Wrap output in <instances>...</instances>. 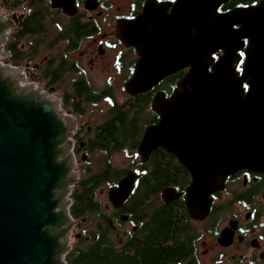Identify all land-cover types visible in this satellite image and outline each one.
<instances>
[{"label":"water","instance_id":"95a60500","mask_svg":"<svg viewBox=\"0 0 264 264\" xmlns=\"http://www.w3.org/2000/svg\"><path fill=\"white\" fill-rule=\"evenodd\" d=\"M226 1L177 0L169 16L167 5L149 3L116 34L139 56L125 83L131 96L190 67L169 97L154 96L151 109L159 120L146 128L138 153L146 161L161 148L191 174L184 194L194 219L208 213L212 194L229 176L242 169L264 172V28L254 26L260 42L251 44L239 78L232 67L235 12L216 11ZM10 28L0 13V56ZM221 49L224 56L209 71ZM258 62V68L251 67ZM23 83L20 69L0 63V264H63L74 227L69 195L77 183L75 123L57 97ZM133 182L128 173L109 191L114 206L128 197ZM171 192L175 198L183 195Z\"/></svg>","mask_w":264,"mask_h":264},{"label":"flooded vegetation","instance_id":"af4514ba","mask_svg":"<svg viewBox=\"0 0 264 264\" xmlns=\"http://www.w3.org/2000/svg\"><path fill=\"white\" fill-rule=\"evenodd\" d=\"M176 1L0 0V13L11 24L0 61L20 69L26 78L24 85L33 84L48 96L57 97L60 109L75 118L71 136L74 168L81 172H76L73 192H77L81 180L91 175L99 173L102 178L108 177L107 158L104 157L98 170H93L87 165L92 158L89 156L121 154L129 159L127 166L113 164L122 170L113 183L103 182L92 188L88 206H85L87 214L72 218L74 227L70 239L76 242L84 236L86 242L93 245L99 235L103 252L117 259V264L126 260L131 263L132 258L134 264H264V172L242 169L229 176L223 189L212 194L208 213L194 219L187 210L184 194L191 174L161 148L155 149L146 161H142L138 153L146 128L159 120L151 109L154 96L161 92L169 97L190 67L167 76L148 92L131 96L125 83L132 77L139 56L134 47H125L117 38V29L140 16L149 3L167 5L169 16ZM216 11L218 15L235 12L230 28L238 40L233 45L236 52L232 67L240 78L245 73L251 44L260 42L252 30L256 24L264 28V0H228ZM188 15L186 11V17ZM187 22L190 24V20ZM245 27L247 32H243ZM224 54L222 49L213 54L209 71ZM254 66L258 68L259 62L251 67ZM93 70L107 75L99 88L93 86L90 74ZM68 78L71 82L64 89V80ZM242 87L245 91L249 89L246 81L242 82ZM104 90L111 92L114 99L116 92L122 91L126 97L122 102L116 99L119 105L131 103L138 97L139 114L143 106L140 96H149V103L138 114V146L132 154L126 151L106 154L99 150L90 154L88 151L87 141L95 138L98 126L110 120V100L83 102L81 114L71 113L75 102L85 101L90 92ZM100 104L103 119L97 122L89 118L91 124L84 130L76 120L85 116L87 107ZM128 173L134 174L132 190L121 204L114 206L109 191L117 188ZM101 188L107 190V203L97 198ZM86 189L89 191L90 187ZM172 190L174 194L183 195L175 198ZM164 220L168 221V234L160 233L149 248L150 236Z\"/></svg>","mask_w":264,"mask_h":264},{"label":"trees","instance_id":"16d2710c","mask_svg":"<svg viewBox=\"0 0 264 264\" xmlns=\"http://www.w3.org/2000/svg\"><path fill=\"white\" fill-rule=\"evenodd\" d=\"M140 97L143 103V111L145 105L149 103V96L143 94ZM103 98L110 100L112 105L109 112L110 120H107L98 126L95 138L92 141H87L86 145L88 146L87 148L89 153L91 154L94 150H99L101 152H105L106 154L118 153L122 151H126L127 154H132L138 146V116L142 112L140 111V114L138 113V97L137 99H133L131 103L128 102L127 104L126 102L124 105H119L117 104L116 99L112 96V93L107 90H104L101 93L90 92L85 101L80 100L73 104L71 113L81 114L83 112V102L88 104L90 102H98ZM65 104L67 105V101H65ZM135 131L137 133H134ZM122 135L123 137L121 138ZM158 152L159 151L156 153ZM106 164L108 165L107 167H109L108 177L102 178V174L99 173L91 175L80 181L77 192H71L69 196L71 200L69 213L73 219H78L87 214L88 210L85 209V206H88L87 198L95 185L103 182L113 183V181L120 176L122 170L115 168L109 158H107ZM111 175L114 177H111ZM87 186L90 187L89 191L86 189ZM82 203L84 204L82 205ZM167 227L168 221L165 222V220L162 222L161 227H156L154 235L152 234L150 236L151 238L148 243L149 248L154 245L156 240L155 238L156 236H159L160 233L165 236L168 234ZM97 237L99 238L96 239L95 244L93 245H88L84 236L80 240L76 241L74 246H72L71 251L66 256L67 264H117V259L111 257L110 255L107 256L105 252H103V245L100 242V236L98 235ZM134 260L135 259L132 258V260H130L131 263L126 260L122 261L120 264H134Z\"/></svg>","mask_w":264,"mask_h":264},{"label":"rangeland","instance_id":"374dc122","mask_svg":"<svg viewBox=\"0 0 264 264\" xmlns=\"http://www.w3.org/2000/svg\"><path fill=\"white\" fill-rule=\"evenodd\" d=\"M90 74H91V80L93 82V86L95 88H99L102 85H104V83L106 81V78H107L106 73H104L103 71L93 70V72H90ZM70 79L68 78V79L64 80V82H65L63 84L64 86L62 85L64 89H66L67 86L69 87V83L71 82ZM115 96H116V99L119 102H122L125 99V97H126V95L122 91H120V90H118L116 92V95ZM101 107H102L101 104L98 105V106L97 105H94V106L87 107L86 108V114H85V116L83 118L79 119V120H76V122H78L80 125H83L82 127L84 128V130L86 129L87 125H90L91 124L89 118H91V120H97V122H100V120L103 119L102 118L103 113L100 114L101 113V109H100ZM83 132H85V131H83ZM89 157H92V158H91V160H89V162L87 163V165H89V167L93 168V170H98L100 168V166L102 165V163L105 161L104 160V157H105V159L106 158H109L112 161V163L115 164L116 166L123 167V166H127L128 163H129V159L126 156L121 155V154H117V155H113V156L111 155V156L108 157V156L102 155L100 153H97V154L92 155V156H89ZM74 172L75 173L76 172L77 173H80L81 170H76L74 168ZM106 191L107 190L101 188L100 191L97 194V198L101 202H103V203H107V192ZM74 244H75V241L73 239H70V245L71 246H74ZM88 245H90V244H88ZM65 261H66V259H65Z\"/></svg>","mask_w":264,"mask_h":264},{"label":"bare ground","instance_id":"6f19581e","mask_svg":"<svg viewBox=\"0 0 264 264\" xmlns=\"http://www.w3.org/2000/svg\"><path fill=\"white\" fill-rule=\"evenodd\" d=\"M0 63H1V61H0ZM68 199V198H67ZM67 199L65 198L64 199V203L67 201ZM71 245H70V240H68L67 241V247H69V251L67 250L66 252H64L63 254H62V256H61V259H60V261L63 263V264H67V262L65 261V259H66V256H67V254L70 252V247Z\"/></svg>","mask_w":264,"mask_h":264}]
</instances>
